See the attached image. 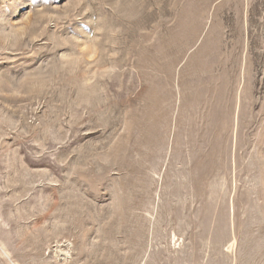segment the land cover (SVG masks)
<instances>
[{"label": "rangeland", "instance_id": "obj_1", "mask_svg": "<svg viewBox=\"0 0 264 264\" xmlns=\"http://www.w3.org/2000/svg\"><path fill=\"white\" fill-rule=\"evenodd\" d=\"M0 264H264V0H0Z\"/></svg>", "mask_w": 264, "mask_h": 264}]
</instances>
